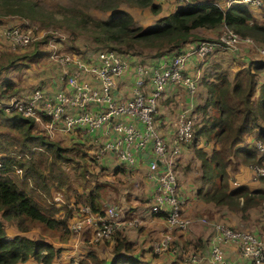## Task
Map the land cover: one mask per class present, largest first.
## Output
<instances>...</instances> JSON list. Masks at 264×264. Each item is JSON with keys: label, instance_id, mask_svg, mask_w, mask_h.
Returning <instances> with one entry per match:
<instances>
[{"label": "trees", "instance_id": "1", "mask_svg": "<svg viewBox=\"0 0 264 264\" xmlns=\"http://www.w3.org/2000/svg\"><path fill=\"white\" fill-rule=\"evenodd\" d=\"M88 2L92 3L94 9L108 11V15L105 18L95 17L88 12L87 6H57L55 12L71 28L86 31L89 42L101 45L99 48L121 53L139 47L164 48L157 55L179 52L183 48H191V43L195 42V45L199 41L210 40L196 36L195 30L215 31L220 27H227L240 38H251L264 47V22L253 20L248 7L237 1L222 8L214 1L189 0V3L174 7L147 27L137 25L121 5L148 8L156 14L159 5L153 4V0ZM36 7V3L27 0H0V24L4 17L14 15L31 18L33 13L38 12ZM260 9L263 11L264 6ZM44 55L38 48L21 55H16L10 48L1 51L0 73L7 67L16 66L19 58L33 62ZM48 60L46 64L53 62L49 56ZM259 74L262 81L258 83ZM212 78L203 83L205 98L198 106L200 121L193 124L190 139L184 145L192 148L199 162V184L195 195L205 203L226 206L244 216L249 208L264 205V189H249L245 184L229 187L227 168L230 156L239 155L243 164L251 165L249 168L263 161L250 140L264 142V126L260 123L264 122V60H250L248 65L236 69L231 78L221 70L215 71ZM13 87L11 80L1 82L0 97H8L6 93ZM35 126L30 117L0 109V264H24L30 259L40 264H50L59 249L48 242L44 235L38 234V230L59 233L60 239H66L71 234L68 222L72 200L74 204L88 205L94 212L102 210L98 202V185L88 191L72 190L73 198L63 197L62 191L69 188L62 169V165L71 160L66 155L68 148L37 132ZM176 164L174 162V173ZM176 183L177 193L181 194L177 179ZM52 191L60 194L63 200L58 196L53 197ZM157 216L164 218L163 213ZM126 217L124 212V220L131 218ZM4 221L18 234L6 235ZM34 229L37 230L35 236L26 235ZM121 229L115 230L111 239L106 241L112 255L108 261L99 259L93 251L88 250L78 264H151L141 259L134 243ZM84 234H89V230L81 232V235ZM171 241L170 248L173 244ZM190 241H184L181 248L186 249V245H191L203 249L201 239L196 238L194 245ZM148 250L152 252L150 247Z\"/></svg>", "mask_w": 264, "mask_h": 264}, {"label": "built area", "instance_id": "2", "mask_svg": "<svg viewBox=\"0 0 264 264\" xmlns=\"http://www.w3.org/2000/svg\"><path fill=\"white\" fill-rule=\"evenodd\" d=\"M164 1L174 7L189 3V0ZM234 1L257 8L264 6L263 0H230V3ZM3 36L11 50L23 48L35 39L30 28L19 24L6 27ZM240 43L254 46L264 56V47H257L250 38H240L227 27H223L215 39L199 41L179 52L154 56L151 61L143 55L107 48L94 50V54L84 60L79 56L52 53L49 57L61 67L57 77L59 90L50 94L41 84H36L29 91L0 97V109L32 118L42 134L52 140L56 133L82 131L81 142L93 149L92 157L97 164L103 158H114L117 166L130 171L136 154L147 149L151 159L146 170V180L150 183L146 198L147 215L163 213L170 228L182 230L190 222L181 213L183 200L177 193L173 165L190 139L195 123L194 113L190 106L180 109L173 125L172 140L168 143L160 132L163 120L158 112V100L162 88L169 83L183 84L189 90L195 88V82L183 74L188 59L202 60L218 50L235 52ZM128 69L132 82L129 91L121 95L115 92L116 80ZM84 75L87 80L82 78ZM102 129L106 130L107 139L84 140V137L88 138ZM250 143L263 157L260 164L251 167L252 175L264 176V144L255 139H251ZM70 207V233L81 235L82 231L89 230V240L92 242L109 240L112 233L125 223L135 226L139 222L137 215L124 220L123 213H119L114 206L94 212L88 205L74 204L72 200ZM198 221L203 225L211 224L220 240L235 243L249 264L264 263V237L261 235L231 229L206 219ZM171 240L169 233H163L151 243L153 251L166 249ZM208 254L209 264H224L222 250L216 244L210 245Z\"/></svg>", "mask_w": 264, "mask_h": 264}, {"label": "rangeland", "instance_id": "3", "mask_svg": "<svg viewBox=\"0 0 264 264\" xmlns=\"http://www.w3.org/2000/svg\"><path fill=\"white\" fill-rule=\"evenodd\" d=\"M33 3L37 4V7L35 9L38 10V12L35 14H32V17L27 16H18L14 15L11 17H4L3 21H1L0 24V32L6 27L10 25H23L25 27L30 28V30L33 33V36L35 39L31 42L29 46H26L24 48H16V50H11L13 53H16V55H21L23 53H29L32 51V49L38 48L40 51H42V57L38 61L28 62L26 58H19L16 60V66L14 67H7L2 70L0 73V83L4 80H11L13 82V88L7 91V95L10 96L11 93L19 90L22 92L29 91V89L33 86H35L38 83L39 79H45V75L47 74L44 63L48 60V56L52 53L54 54H64L67 52H73L76 54L81 55L84 57L86 53L93 52L97 48L101 47V45H94L93 43L89 42L90 39L88 38V34L86 31L82 30H76L71 28L64 22L62 19V16L60 14H57L55 11L57 9V6H74L77 8H81L82 6L88 7V12L98 18H105L108 15V11H102L97 10L93 8V5L91 2H88V0H27ZM208 1H214L218 5H220L222 8L224 7V1L223 0H208ZM154 2V1H153ZM160 3V1H159ZM121 7L127 11L130 15H132L135 23L137 25H140L141 27H147L153 23V13L150 12L148 8H138V7H132V6H125L121 5ZM176 8V7H175ZM258 13H253L254 16L253 20H255V15ZM260 23L264 22V10L260 11ZM223 27H220L216 29L215 31L212 30H204V29H197L195 30L194 34L196 36L201 37L202 39H215L219 36L221 33ZM194 39V38H193ZM251 39V38H250ZM44 40V41H43ZM39 42V43H38ZM7 44L5 39H2V35L0 34V52L5 51ZM38 43V44H37ZM239 54L234 55L236 57L235 59H231L232 56L230 54H226L224 52L220 53L222 51H215V57L214 60L209 64V68L205 70V72H209V75L213 77V73L217 70L224 71L228 77H232L235 70H231L230 68L225 66L226 61H233L235 62L237 60L238 62H246V60H253V59H262L258 51L256 52L253 50V47L249 46L246 43H240L239 44ZM18 49V50H17ZM164 48H160L159 50H156L155 48H137L134 50L127 51L128 53L132 54H138L143 55L146 58H151L154 56H158V52L163 51ZM139 51V52H138ZM134 52V53H133ZM212 53V54H213ZM211 55V54H210ZM50 58V57H49ZM51 59V58H50ZM218 59H222L223 61H220ZM205 60V57L202 59V62ZM55 61V60H54ZM57 62V60L55 61ZM223 63V65L221 64ZM217 65H220L221 67H216ZM220 68V69H217ZM220 72V71H219ZM262 77L261 74L258 75V78ZM213 79V78H212ZM173 85V83H169L164 85ZM176 85V84H174ZM198 92L196 93L197 99L201 100L200 97L204 95L205 97V88L204 85L201 83V81H198ZM162 88V91L164 89ZM162 94V92H161ZM170 101H165L161 105L169 104ZM197 114V113H196ZM199 115V114H198ZM262 126H264V122H260ZM35 129L37 132L42 133V131L39 129V127L36 125ZM264 144V142H261ZM62 145V144H60ZM62 146L68 148V151L66 152V155L71 159L70 162L62 165V169L65 172L66 175V183L69 185V188L62 191V195L65 198L67 197H74L71 193L72 190H76L77 192L80 191H88L91 189L94 185L99 186L98 192V202L100 204L101 209H105L108 206H118L119 209L117 211L119 212H125L127 214V217L136 216L139 214L140 219L143 218L144 210L142 209L145 205V198L143 197L144 193L142 192V185L140 182L137 183V185H131L129 186V182L134 179L133 176L128 177L124 175V171H120L119 175H111L109 169H104L103 167H100L96 160L92 157L93 149L89 147V145H84V142H78V141H71L68 144H63ZM188 149V152L186 156L183 158V160L180 161V164L177 163L175 166V175L176 179L183 180L181 182V186H184V184H191L194 187L190 189L189 197L195 196V189L198 187V179H199V162L194 157V153L192 152V148L190 146L186 147ZM209 148H206L207 151ZM176 161V160H175ZM251 165H245L240 160V156H230V164L227 168V182L229 187H236L243 183L241 179L237 177L238 171L241 167ZM253 175H250V180L253 181ZM257 182L254 185H247L249 189H257V188H263L264 189V177L260 180L257 179ZM124 185V186H121ZM246 185V184H245ZM186 193V192H185ZM52 195L58 196L62 199L60 194L55 193L52 191ZM182 195L179 194V196ZM184 200V199H183ZM52 201H54L52 199ZM194 203L197 204H207L208 208L201 211H194L195 205H190V198L188 199V206L192 211L191 214L188 215L185 212L182 214L183 217L187 218L189 222L191 221L190 218L195 220V222H198L200 219H206L210 222L229 227L231 229H239L241 231H245L247 233H251L254 235L259 234L261 237H264V205L259 204L255 207L249 208L244 216H241L240 212L234 211L232 209L227 208L226 206H219L215 205L211 202L203 203L201 200H196ZM185 205L182 204V206ZM225 210V211H224ZM182 213V209H181ZM219 215L220 218L228 217L232 220H234L235 224L233 226H230L221 220H216L215 217H213V214ZM240 219H238L237 218ZM126 217V218H127ZM189 217V218H188ZM142 221V220H141ZM4 226L7 227L5 230V233L11 234V230L9 229V225L6 222H3ZM239 226V227H238ZM126 228V227H124ZM161 229V228H158ZM172 229L169 230V233ZM37 230H33L32 232L35 233ZM151 231V232H149ZM258 231V232H254ZM38 234L44 235L46 240L50 242L55 248L59 249L58 254L52 259L50 264H72V262L76 261V264L79 263V261L83 260L85 258V254L87 252V247L91 244H94L93 246L89 247V249L95 251L98 256L104 257L106 259H110L112 257L111 255V247L107 244L106 241L102 242H92L89 243V234L84 235H73L69 234L66 239H60L61 235L59 233H53L51 231H39ZM126 235L133 240L136 253H139L141 256V259H144L143 261L146 263L151 264H172L171 259L173 257H168L167 252H162L158 254H153L156 257H152L150 254H146V256L143 254L145 252H148L146 250V246L148 243L152 241H157L159 239V232H155V230H150V227L144 226L140 227L139 225L135 227H131L127 231H124ZM33 233L29 232L26 235H34ZM172 233H175V230H172ZM6 234V235H7ZM66 237V236H65ZM64 237V238H65ZM63 238V237H62ZM75 239L76 246L73 245ZM191 239L190 241L192 245H194L196 237L192 238H186ZM184 242V241H183ZM183 242H178L180 245H182ZM176 245L172 244V247L169 248L168 252H172V249H174ZM190 247L191 245H186ZM143 248V249H141ZM202 250V249H201ZM149 253V252H148ZM176 256V259L178 263H185V264H191L185 257V255H182V252L180 253H173ZM199 256H201L199 254ZM205 260H202L200 264H204ZM24 264H40L37 261H34L33 259H30L26 261ZM82 264V263H80Z\"/></svg>", "mask_w": 264, "mask_h": 264}, {"label": "crops", "instance_id": "4", "mask_svg": "<svg viewBox=\"0 0 264 264\" xmlns=\"http://www.w3.org/2000/svg\"><path fill=\"white\" fill-rule=\"evenodd\" d=\"M153 1H154L153 4L159 5L158 12L153 15L154 21L157 18L165 16L167 13L171 12L174 9V5L167 2V1H164V0H153ZM159 1H160V3H159ZM223 1H224V4H223L224 7H227L230 3V0H223ZM246 6L248 7L251 16H254L253 13H258L257 15H255V21L260 23L259 13H260L261 9L254 7V6H251V5H246ZM3 31L4 30H2L0 32V34L2 35V39H4ZM194 43H191V45L193 46ZM253 43H255L257 47L260 46V45H258V43L254 42V41H253ZM5 46L7 49H9V47L7 46L6 43H5ZM249 46H251V45H249ZM251 47H253V50L256 49L254 46H251ZM238 49L235 52H232L229 50H218V51H222L220 53H223V54H224V52L226 54L228 53L232 56L231 59H235L236 57H234L233 54H235V55L239 54ZM92 54H94V51L91 53H86V55L84 57H82L79 54L73 53V52L64 53V55H69L70 57H78L79 56L78 58L81 57V59H83V60L87 56H91ZM259 56L264 60V56H262L260 54H259ZM214 57H215V53H213L209 56H206L205 60L203 62H202V60H199L196 58L188 59L186 61V64H185L184 69H183V74L188 76L190 79H192L195 82V88L193 90H189L183 84H176V85L173 84V85H168V86L164 87L162 94L158 100V112H159V114L163 120V124L161 126L160 132H161L162 137L168 143H170L172 140L173 125H174V122L176 120V117H177L180 109L183 106L192 107L193 113H194V121H195V123H199L201 116H200V112L198 110V106L200 104H202L205 97L203 95L202 97H200L201 100L197 99L196 93L198 92V89H199L198 81H201V83L203 84L204 82L212 79V76L209 75V72H205V70H207L209 68V64L212 62V60H214ZM153 58L154 57H151L150 59L149 58H146V59L151 61ZM218 60L223 61L222 59H218ZM249 61H250V59L246 60V62H244L242 60V62H238V63H237V60L235 62L226 61L224 64L226 67L230 68L231 70H236L239 67H243V66L248 65ZM44 64H45L44 68H45L47 74L45 75V79H39L38 83H41L43 88L48 93L52 94V93L57 92L60 88L58 81H57V79H58L57 77L59 74L58 73L59 69L61 67H60V65L58 66L54 62H51L50 64H46V63H44ZM221 64L223 65V63H221ZM218 66L221 67L220 65H217L216 67H218ZM82 78L87 80V76H85V75L82 76ZM257 80H258V83L261 82L262 77L261 76H260V78L257 77ZM131 82H132V76H131L130 70L128 69L119 78H117L115 92L118 94H121V95H125L129 91ZM14 94H16V92L11 94V95H14ZM165 101H170V103L166 104V105H161ZM105 131L106 130L102 129V130H98L96 132H93L91 135H89L88 138L84 137V140L88 142V141H90V139L92 140L93 138H95L97 141H103V140L108 138ZM81 132L82 131H80V132H78V131L69 132L68 134L56 133L53 136V140L58 141L62 145L68 144L70 141H74V140L81 142L83 139V137H82L83 134ZM253 132H256V131L253 130ZM246 138H249V136H246ZM187 152H188V149L186 147H182L179 155L176 157V163L180 164V161L183 160V158L186 156ZM150 160L151 159L149 157L148 150L145 149V150L139 151L136 154L133 167L130 171H126L122 167L117 166L115 161H114V158H112V159L111 158H109V159L103 158L98 164L100 167H103L104 169H109L110 170L109 172L111 175H119L120 171H124L123 173H125L124 175H126L128 177V179H129V177L133 176L134 179L129 182V186L137 185L138 182L141 183L142 192L144 193L143 197L145 198V205L142 208L144 210V213H143L144 216L142 219H140L139 214L137 215L139 217V220H138L139 222L137 223V225H139L140 227H144V226L150 227V230H155L156 233L159 232V237H160L163 233H169V230L171 228L169 227L168 223L165 221V219L163 217H159L157 215H149V214L147 215L146 198L148 197V194H149L150 183L146 180V170H147V166H148ZM250 175H251L250 168L248 166H244V167H241L239 169L237 177L239 179H241L243 181V183L248 185V186L254 185L255 183H257L254 181H257V180L253 179V181H251ZM177 182H178V187L182 192V195H180V197L182 200L184 199L183 204L185 202V205L181 206L182 214L184 212L188 215L191 214V216L193 214L191 209L188 206V199L189 198H190V205H195L194 211H201V210H205L206 208H208L207 204L194 203V201L196 200L197 197L196 198L189 197V192H190V189L193 187V185H191L189 183V184H184V186H181L180 183L183 182L182 179L181 180L177 179ZM121 186H124V185H121ZM193 192H194V187H193ZM197 200L200 201L199 198H197ZM118 206L117 207L114 206V207L116 209H119ZM119 213H123V212L119 211ZM213 217H215L216 220H221L222 222H224L230 226H233L235 224L234 220H232L228 217L220 218L219 215H217L216 213L213 214ZM237 218H238V216H237ZM190 219H191V221H190V224L187 228H184L182 230L174 229L175 233H172V235L169 234L171 239H172L171 244L173 243L175 245L176 244L178 245V247L175 246L174 249H172V252H168L169 251L168 249L170 248V244H169V247L167 249H164L160 252H154L152 249V246H151V243L154 241H152V242L148 243V245L146 246V250L149 253L145 252L143 254L146 256V254H150V255H151V253L158 254V253H162V252L166 251L167 252L166 254L168 257H173V259H171L172 264H185V263H178L175 254H173L174 252L175 253L182 252V255H185L186 259L191 264H200V262L202 260H205L204 264H209L208 249H209L211 244H216L222 250L223 258H224V264H249L247 259L244 258L240 254L238 247L235 243L225 242V241L220 240L217 237V234L215 233L211 224L203 225L199 221L195 222V220H193L192 218H190ZM124 227H126V228H124ZM131 227H133V226L125 223L121 229L122 233H124L126 235V233L124 231H127ZM4 228L6 230L7 227L4 226ZM158 228H161V229H158ZM9 229L11 230L12 233L8 235L6 232L5 234H7L8 236L18 234V232L11 225H9ZM32 231L33 230H31L30 232L33 233ZM149 232H151V231H149ZM254 232H258V231H254ZM36 233H37V231L35 233H33L34 235H28V236H35ZM255 235H257V234H255ZM192 237H196V238H199L202 240V242L204 244V247L202 250L194 248L193 246L187 247L186 249L181 248V245L178 242H183V241H185L186 238H192ZM73 240H74L73 245L76 246L75 239H73ZM130 240L133 242L132 239H130ZM89 243H92V241L89 240ZM133 243H135V242H133ZM93 245L94 244H91L90 246H88L87 251L91 250V249H89V247H91ZM149 247H150V249H152L151 253L148 250ZM141 249H143V248H141ZM91 251H93V250H91ZM93 253L99 259H102L104 261H108V259L98 256L95 251H93ZM199 254L201 256H199ZM191 257L194 258L193 261L190 260ZM72 264H76V261L72 262Z\"/></svg>", "mask_w": 264, "mask_h": 264}, {"label": "clouds", "instance_id": "5", "mask_svg": "<svg viewBox=\"0 0 264 264\" xmlns=\"http://www.w3.org/2000/svg\"><path fill=\"white\" fill-rule=\"evenodd\" d=\"M252 40V39H251ZM253 41V40H252ZM259 45V44H258ZM261 46V45H260ZM262 47V46H261ZM251 170V168H250ZM251 175H252V172H251ZM264 177V176H263ZM253 179L257 180V177H253Z\"/></svg>", "mask_w": 264, "mask_h": 264}, {"label": "water", "instance_id": "6", "mask_svg": "<svg viewBox=\"0 0 264 264\" xmlns=\"http://www.w3.org/2000/svg\"><path fill=\"white\" fill-rule=\"evenodd\" d=\"M159 162H160L159 160L156 161L157 164H159Z\"/></svg>", "mask_w": 264, "mask_h": 264}]
</instances>
